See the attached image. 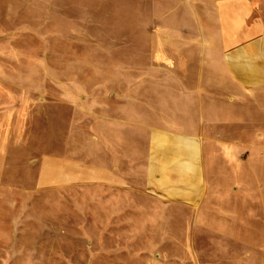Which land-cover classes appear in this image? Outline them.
Here are the masks:
<instances>
[{"label":"rangeland","instance_id":"rangeland-1","mask_svg":"<svg viewBox=\"0 0 264 264\" xmlns=\"http://www.w3.org/2000/svg\"><path fill=\"white\" fill-rule=\"evenodd\" d=\"M205 1L0 0V264H264L255 148L229 186L233 215L164 206L143 185L160 68L202 33ZM251 2L264 15V0ZM113 156L130 195L94 180ZM219 163L204 161L215 177ZM123 205L129 215H110Z\"/></svg>","mask_w":264,"mask_h":264},{"label":"crops","instance_id":"crops-1","mask_svg":"<svg viewBox=\"0 0 264 264\" xmlns=\"http://www.w3.org/2000/svg\"><path fill=\"white\" fill-rule=\"evenodd\" d=\"M205 2L197 17L202 33L184 35L176 64L160 68L166 75L159 119L145 126L139 151L143 185L155 192L152 200L164 206L198 204L192 208L196 216L205 215L200 202L207 201L214 212L206 215L228 216L233 215L229 203L239 197L229 186L240 182L243 155L255 148L264 161V15L255 13L251 0ZM112 147L114 154L135 152L130 146ZM116 160L113 156L110 169L97 165L94 180L130 195L134 183L120 174ZM205 160L220 162L217 177ZM129 210L123 205L110 215H129Z\"/></svg>","mask_w":264,"mask_h":264}]
</instances>
